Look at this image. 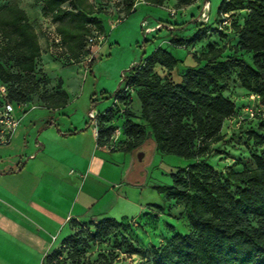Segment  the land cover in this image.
Wrapping results in <instances>:
<instances>
[{
	"label": "trees",
	"instance_id": "1",
	"mask_svg": "<svg viewBox=\"0 0 264 264\" xmlns=\"http://www.w3.org/2000/svg\"><path fill=\"white\" fill-rule=\"evenodd\" d=\"M34 1L42 3L43 12L56 24L62 49L72 62H79L86 53L90 36L104 31L98 16L101 10L89 0ZM121 1L125 18L136 11V0ZM141 1L161 6L165 0ZM183 2L189 4L193 0ZM224 12L229 14V22L219 28V16ZM217 13L215 26H208V21L200 24L185 42L212 32L224 38L226 32H232L234 40L208 42L202 53L194 55V65L178 72L179 81L173 78V71L181 60L162 46L122 75L123 86L136 88L141 122L133 121V114L124 109L123 132L127 139L121 150L136 152L147 143L153 153L173 154L189 161L171 173V184L155 189L166 200L175 199L187 207L191 229L187 233L174 232L166 243L153 247L147 264H264V123L244 132L250 166L220 177L207 163L216 151L212 144L223 139L224 120L235 110V103L223 93L226 77L234 74L239 85L264 108V0H221ZM3 39L0 49L12 52L16 67V72H12L0 63V81L7 87L3 98L5 102L24 103L40 86L41 79L35 72L41 48L25 11L16 3L0 9V42ZM169 42L179 46L182 39L172 36ZM227 49L230 53L225 54ZM244 54H250V59ZM121 92L118 86L113 94L123 100ZM49 97L52 108L63 107L68 100L65 90ZM91 103L94 107V100ZM112 118L109 109L99 111L96 117V142L100 146L113 130L111 125H104ZM143 176L141 168L135 174L136 181L140 182ZM151 206L162 210L161 205ZM77 221L70 218L69 226ZM119 224L103 217L96 223L92 237H106ZM44 264L60 261H52L50 252L44 257Z\"/></svg>",
	"mask_w": 264,
	"mask_h": 264
},
{
	"label": "rangeland",
	"instance_id": "2",
	"mask_svg": "<svg viewBox=\"0 0 264 264\" xmlns=\"http://www.w3.org/2000/svg\"><path fill=\"white\" fill-rule=\"evenodd\" d=\"M89 1L95 8L101 10L98 16L106 24V44L94 59L92 52L87 49L76 63L64 53L60 42H55L56 24L43 12L42 3L34 0H0V9L5 4L16 3L25 11L42 47L35 72V76L41 79L37 92L30 94L24 103L5 102L3 97L7 87L0 81V116L6 111L5 104L9 103L12 106L11 115L19 123L24 112L29 109L48 110L54 107L49 96L65 89L69 94V101L64 111L74 112L70 116L74 122H78L82 113L87 116L86 110L109 109L113 118L104 125H111L113 130L103 146L107 151L121 150L127 139L123 132L124 109H128L133 114V121L141 122L140 104L135 95L136 88L123 86L122 74L126 73L132 64L149 55L157 46H162L181 60L177 69L173 71V78L179 81L178 72L194 65V55L202 53L208 42L219 39L220 42L230 43L234 37L232 32H226V38L212 32L194 38L192 43L185 42V39L191 37L200 24L204 23L197 19L203 5L208 4L207 25H216L217 8L221 0H193L189 4L183 0H165L161 6L142 1L137 4L136 11L126 18L121 0ZM64 6L69 5L64 4ZM157 24H159L158 28ZM149 27L153 28L151 32H145V28ZM172 36L180 37L182 44L172 45L169 42ZM145 41L147 46L144 48ZM4 42L3 39L0 47L4 46L2 44ZM109 45H112L113 49L109 50ZM11 53L10 50L1 48L0 63L10 67L12 72H16ZM224 53L228 54L230 51L227 49ZM244 55L250 59V54ZM225 81L227 87L223 93L235 103V110L224 120L221 128L223 139L212 144L216 151L207 158V163L220 177L229 171L251 165L250 151L244 144L246 137L244 132L246 129L256 128L259 123H264V108L258 104V99L255 96L251 97L249 91L239 85L234 74L226 77ZM118 86L122 89L123 100H119L113 94ZM102 90L107 92L102 93ZM91 100L96 102L94 107ZM58 116V113L52 111L51 121L59 123ZM29 128L31 127H23V133L27 139L35 140L36 133L27 135ZM2 130L3 124L0 123V141L1 136L5 134ZM47 131L44 130L45 136ZM138 152H143L140 160ZM133 153L134 166L146 171L144 183L124 189L123 186L109 187L111 198L106 195V198L90 207V212L97 214L99 218L79 219L72 223L69 226L70 238L63 243L60 242L50 251L52 261L58 260L60 264H147L151 259L153 247L166 243L174 232L187 233L191 229L187 207L175 199L166 200L164 194L155 189L158 185L171 184V173L179 167L186 166L189 161L173 154L153 153L148 149L147 143L142 149ZM131 161L132 158L128 156L127 164ZM108 172L106 173L110 175L114 171ZM78 194H80L78 203L87 198L81 186ZM116 195L120 199L115 200ZM140 204L141 209H139ZM151 204L161 205L162 210ZM122 214H126L127 217H121ZM106 216L119 221V226L115 227L110 235L94 239L92 234L96 223ZM47 240L49 247L56 244V241L51 242L50 238ZM36 254L31 252L30 255H25L21 263H17L16 256L3 252L0 254V264L10 262H14L10 264H40Z\"/></svg>",
	"mask_w": 264,
	"mask_h": 264
},
{
	"label": "crops",
	"instance_id": "3",
	"mask_svg": "<svg viewBox=\"0 0 264 264\" xmlns=\"http://www.w3.org/2000/svg\"><path fill=\"white\" fill-rule=\"evenodd\" d=\"M103 26L104 40L92 46L93 59L105 48L104 22ZM66 94L63 107L24 112L9 140L0 143V254L11 253L17 263L36 252L44 264V257L69 234L70 218L98 219L90 207L106 195L111 198L109 187H136L145 181V170L142 180L136 181L135 174L141 168L134 166L133 152L107 151L98 145L94 127L84 113L78 122L71 119L74 112L64 111L69 101ZM52 111L58 113L59 123L51 121ZM27 126L31 127L27 135L36 133L35 140L23 133ZM44 130H48L46 136ZM128 156L132 158L129 164ZM110 170L113 178L106 173ZM79 186L87 198L78 203ZM47 238L56 244L49 247Z\"/></svg>",
	"mask_w": 264,
	"mask_h": 264
},
{
	"label": "built area",
	"instance_id": "4",
	"mask_svg": "<svg viewBox=\"0 0 264 264\" xmlns=\"http://www.w3.org/2000/svg\"><path fill=\"white\" fill-rule=\"evenodd\" d=\"M139 2H142V1L136 0L133 7L137 6V4ZM207 10H208V4L203 5L200 13L198 14L197 19L203 21L204 23L207 22L209 19ZM228 22H229V14L226 12L221 13L219 16L218 27L221 28L222 26L227 25ZM158 27H159V24H157V28ZM152 29H153L152 27L145 28V32H151ZM54 40H55V42H60V37L58 35H56ZM103 40H104V36L102 34H96L94 36H90L88 38V41H87L88 42L87 48L90 50V52H93L92 46L94 44H101V42H103ZM251 97H253V96H251ZM4 109L6 111L3 112V114L0 116V123L3 124L2 132H4L5 134L3 136H1L2 139H1L0 143L7 142L11 136V133L13 132L15 127L18 125V121L11 115V112H12L11 104L6 103ZM98 113H99V111H96L93 108L90 109L87 113L88 119L93 124L95 134L97 132L96 117H97Z\"/></svg>",
	"mask_w": 264,
	"mask_h": 264
},
{
	"label": "water",
	"instance_id": "5",
	"mask_svg": "<svg viewBox=\"0 0 264 264\" xmlns=\"http://www.w3.org/2000/svg\"><path fill=\"white\" fill-rule=\"evenodd\" d=\"M122 79V78H121ZM138 159L140 160L143 157V152H138Z\"/></svg>",
	"mask_w": 264,
	"mask_h": 264
}]
</instances>
